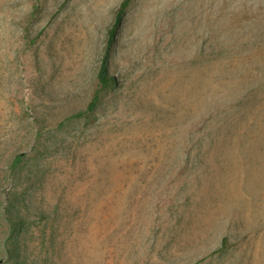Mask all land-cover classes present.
<instances>
[{
    "label": "rangeland",
    "instance_id": "obj_1",
    "mask_svg": "<svg viewBox=\"0 0 264 264\" xmlns=\"http://www.w3.org/2000/svg\"><path fill=\"white\" fill-rule=\"evenodd\" d=\"M122 1L0 0V264H264V0H129L66 120Z\"/></svg>",
    "mask_w": 264,
    "mask_h": 264
},
{
    "label": "trees",
    "instance_id": "obj_2",
    "mask_svg": "<svg viewBox=\"0 0 264 264\" xmlns=\"http://www.w3.org/2000/svg\"><path fill=\"white\" fill-rule=\"evenodd\" d=\"M128 4L129 0H123L121 2L116 12L114 23L108 31V39L106 43L105 53L97 64L94 75L95 82L85 108L73 112L71 115H69V117L66 118V120L88 118L91 114L95 112L96 108L100 104L103 93L114 84V78L109 73V51L114 42L116 28L119 23V20L122 18V15L124 14ZM24 157L25 154L22 152L16 153L14 155L9 165L10 173L15 171L19 167ZM3 200L5 204L2 205V213L4 219L10 227V232H13L16 227H22L23 224L27 222V215H23L22 208L18 209L16 213H13V211H11V205L9 202L8 195H5V197H3ZM23 209H26V207L24 206Z\"/></svg>",
    "mask_w": 264,
    "mask_h": 264
}]
</instances>
